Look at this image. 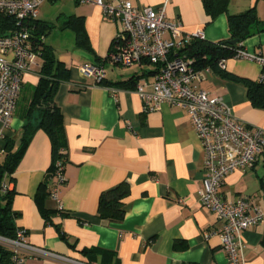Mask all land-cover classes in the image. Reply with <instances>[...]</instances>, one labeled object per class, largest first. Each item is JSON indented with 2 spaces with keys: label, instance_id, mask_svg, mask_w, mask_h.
Masks as SVG:
<instances>
[{
  "label": "crops",
  "instance_id": "obj_1",
  "mask_svg": "<svg viewBox=\"0 0 264 264\" xmlns=\"http://www.w3.org/2000/svg\"><path fill=\"white\" fill-rule=\"evenodd\" d=\"M128 1L138 8L164 6L169 21L180 22L185 33L201 31L208 41L229 36L227 14L210 16L203 0ZM228 1V13L254 8L264 21V0ZM70 16L82 21L88 48L78 43L72 28L64 26ZM36 18L46 25L41 36L44 44L70 73L69 81L61 82L55 94L65 129V180L57 199L47 194L56 183L55 177L46 182L53 153L47 133L38 129L13 180L4 177V191L13 193L11 209L19 213L15 226L26 231V240L32 245L97 264H226L227 254L214 233L221 223L200 202L204 175L201 140L180 106L163 102L157 109L142 110L135 89L141 84L146 91L152 90L154 76L149 65L115 71L113 67L119 64L111 62L108 54L120 21L104 16L98 5L76 0L44 1ZM67 31L73 34L68 35L72 46L58 52L50 38ZM242 48L264 58V31L246 38ZM83 64L103 65L105 83L86 76L80 69ZM40 66L22 74L16 110L7 125L0 120L2 151L7 138L15 139V147L18 144L24 104L38 84ZM201 71L197 88L221 97L249 127L264 128V109L249 102L245 86L236 79L257 80L262 71L259 63L232 57L216 69ZM131 77L137 78L132 88L114 85ZM122 181L130 187L123 218L117 222L101 219L97 214L100 194ZM221 195L229 202L250 199L264 211V152L253 167L229 173ZM43 209L50 211L49 221ZM242 240V264H264V219L244 230ZM25 264L62 263L28 257Z\"/></svg>",
  "mask_w": 264,
  "mask_h": 264
},
{
  "label": "built area",
  "instance_id": "obj_2",
  "mask_svg": "<svg viewBox=\"0 0 264 264\" xmlns=\"http://www.w3.org/2000/svg\"><path fill=\"white\" fill-rule=\"evenodd\" d=\"M44 1L48 0H0V13L13 16L17 25L11 34L0 36V120L4 125L16 110L22 74L41 64L40 50L23 23L38 16ZM76 1L98 5L104 16L120 21L108 54L111 62L122 66L146 63L151 67L152 90L146 91L141 84L135 89L142 99V110L157 109L165 102L180 106L189 114L204 152L200 202L214 211L221 223L214 233L227 254L226 264H242V233L261 222L264 211L247 198L235 202L224 200L221 187L232 171L254 166L264 152V128L249 127L233 115L221 97L210 96L197 88L195 82L202 78V69H197L194 60L185 57L182 49L192 37L202 38V32L185 33L180 22L166 18L164 6L138 8L128 0ZM234 57L249 59L264 67V58L243 48ZM218 64L223 65V61ZM80 69L96 83L105 76L103 65L83 64ZM261 78L264 79V73ZM55 165L56 183L50 196L57 199L65 177L63 162L58 160ZM0 245L11 250V264H25L28 257L62 264H97L32 245L26 240V231L20 228H16L14 238L0 235Z\"/></svg>",
  "mask_w": 264,
  "mask_h": 264
},
{
  "label": "trees",
  "instance_id": "obj_3",
  "mask_svg": "<svg viewBox=\"0 0 264 264\" xmlns=\"http://www.w3.org/2000/svg\"><path fill=\"white\" fill-rule=\"evenodd\" d=\"M228 0H203L206 12L210 16L225 12L227 14L229 36L223 40L212 42L199 37H192L183 47V55L194 60V66L197 69L209 67L216 69L219 67V61H224L234 57L235 52L242 48V42L249 36L264 31V21H260L256 15L255 9L250 8L238 14L228 13ZM30 29L31 40L38 46L41 56L40 78L38 84L32 91L29 99L25 102V111L23 114L24 124L17 146L15 139L7 138L4 146L3 156L0 161V235L7 238L15 237V218L19 213L11 209L12 191H4V177L13 180V173L23 157L34 133L40 129L47 133L53 153V161L49 168L47 179L54 177L56 172V161L61 160L63 164L66 161V138L61 109L56 103L55 94L61 82H67L70 79L69 70L59 61L53 49L44 44L42 35L46 25L40 24L35 19H28L23 23ZM64 26L72 28L77 36V41L86 48L87 37L83 29L82 21L68 17ZM17 28L13 16L0 13V36L9 35ZM237 40L231 44V40ZM264 73L262 67L261 74ZM134 77L118 80L114 85L119 87L132 88L136 85ZM246 88V94L249 102L257 108L264 109V79L260 77L257 80L246 78H236ZM105 83V76L99 84ZM19 103V102H18ZM44 186L45 187V183ZM130 187L125 181H122L100 194L97 214L101 219L109 221H120L124 214V199L129 195ZM49 195L50 192H47ZM42 213L47 221L50 220V211L43 209ZM12 252L8 248L0 245V264H11Z\"/></svg>",
  "mask_w": 264,
  "mask_h": 264
},
{
  "label": "rangeland",
  "instance_id": "obj_4",
  "mask_svg": "<svg viewBox=\"0 0 264 264\" xmlns=\"http://www.w3.org/2000/svg\"><path fill=\"white\" fill-rule=\"evenodd\" d=\"M68 35H72L71 37H73V34L71 32H64L62 34V36H57V37H51L50 39L53 40L55 46H56V50L58 52L63 51L65 48H70V46H72V44L70 45V42L72 43V40H70V36ZM49 39V40H50ZM72 39V38H71ZM69 45V46H68ZM136 67V66H135ZM115 69L116 72H121V71H127L130 70L128 67L125 66H121V65H116L113 67ZM133 68V67H132Z\"/></svg>",
  "mask_w": 264,
  "mask_h": 264
},
{
  "label": "water",
  "instance_id": "obj_5",
  "mask_svg": "<svg viewBox=\"0 0 264 264\" xmlns=\"http://www.w3.org/2000/svg\"><path fill=\"white\" fill-rule=\"evenodd\" d=\"M236 42H237V40H236V39H235V40H231V41H230V43H231V44H235Z\"/></svg>",
  "mask_w": 264,
  "mask_h": 264
}]
</instances>
